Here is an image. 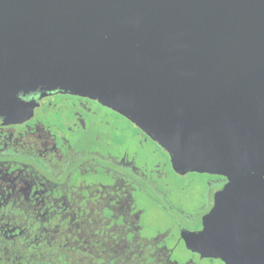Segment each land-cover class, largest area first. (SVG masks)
Instances as JSON below:
<instances>
[{
  "label": "water",
  "instance_id": "1",
  "mask_svg": "<svg viewBox=\"0 0 264 264\" xmlns=\"http://www.w3.org/2000/svg\"><path fill=\"white\" fill-rule=\"evenodd\" d=\"M39 87L123 115L179 175L224 177L186 246L264 264V0H0V107Z\"/></svg>",
  "mask_w": 264,
  "mask_h": 264
},
{
  "label": "flooded vegetation",
  "instance_id": "2",
  "mask_svg": "<svg viewBox=\"0 0 264 264\" xmlns=\"http://www.w3.org/2000/svg\"><path fill=\"white\" fill-rule=\"evenodd\" d=\"M163 164L187 174L97 101L59 89L19 91L0 107V264H224L187 248L183 234L199 233L192 229L203 228L227 180L194 173L208 179V206L161 201L150 184ZM143 192L166 215L155 226L134 201ZM251 220L249 253L264 257V224Z\"/></svg>",
  "mask_w": 264,
  "mask_h": 264
},
{
  "label": "rangeland",
  "instance_id": "3",
  "mask_svg": "<svg viewBox=\"0 0 264 264\" xmlns=\"http://www.w3.org/2000/svg\"><path fill=\"white\" fill-rule=\"evenodd\" d=\"M130 150H134L133 145L130 146ZM155 161L156 159H153L152 163ZM148 170L150 171L151 168ZM157 171V177L155 178L156 182H154V185L150 184L152 191L156 190V185L159 189L156 199L172 202L192 201L194 204L195 202H199V205L202 206H208V203H210L211 191L207 189L209 186L207 185L208 179L205 177V175L187 173L184 176L178 177L174 175L164 164L159 166ZM161 190L163 192H161ZM196 190L197 194L194 193ZM152 199V195L147 196L146 193L143 192V196L141 197L139 194H137V197L134 201L137 200L136 202L144 209V223H149V225L155 226L157 222L163 221V219L166 218V215L158 214V211L152 207Z\"/></svg>",
  "mask_w": 264,
  "mask_h": 264
},
{
  "label": "snow or ice",
  "instance_id": "4",
  "mask_svg": "<svg viewBox=\"0 0 264 264\" xmlns=\"http://www.w3.org/2000/svg\"><path fill=\"white\" fill-rule=\"evenodd\" d=\"M193 231H199L201 232V235L203 236L207 231L208 229L207 228H196V229H192Z\"/></svg>",
  "mask_w": 264,
  "mask_h": 264
}]
</instances>
